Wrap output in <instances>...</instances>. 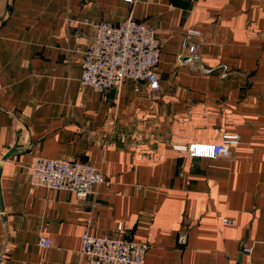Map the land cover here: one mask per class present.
I'll return each instance as SVG.
<instances>
[{
    "label": "crops",
    "instance_id": "obj_1",
    "mask_svg": "<svg viewBox=\"0 0 264 264\" xmlns=\"http://www.w3.org/2000/svg\"><path fill=\"white\" fill-rule=\"evenodd\" d=\"M128 18L156 32L160 89L126 79L103 96L80 82L84 52L96 23ZM187 28L208 73L183 59ZM187 105L239 136L229 157L173 150ZM37 157L91 163L109 185L32 187ZM0 167V264H88L84 231L118 224L149 244L143 264H264V0H0Z\"/></svg>",
    "mask_w": 264,
    "mask_h": 264
},
{
    "label": "built area",
    "instance_id": "obj_2",
    "mask_svg": "<svg viewBox=\"0 0 264 264\" xmlns=\"http://www.w3.org/2000/svg\"><path fill=\"white\" fill-rule=\"evenodd\" d=\"M94 27L95 32L84 52L80 75L82 85L103 96L121 86L126 79L144 84L153 92L160 89L155 71L160 58V42L155 30L132 18L118 24L98 22ZM200 37L195 28L184 30L183 47L188 56L196 55ZM135 91H139L138 86ZM239 140L237 135H223L217 142L174 145L173 150L186 152L191 158H227ZM28 171L30 186L70 192L80 199L93 194L97 185H109L102 171L88 162L37 157ZM223 221L231 223L227 219ZM116 231V237H96L90 234L87 227L81 236L80 254L83 259L88 264H143L149 244L127 239L123 224H118ZM38 245L48 248L51 239L40 236Z\"/></svg>",
    "mask_w": 264,
    "mask_h": 264
},
{
    "label": "rangeland",
    "instance_id": "obj_3",
    "mask_svg": "<svg viewBox=\"0 0 264 264\" xmlns=\"http://www.w3.org/2000/svg\"><path fill=\"white\" fill-rule=\"evenodd\" d=\"M197 106L198 105L185 106L184 113L177 116L175 120L183 129L181 133L185 135L186 138L185 142L179 145L195 142H216L214 141L216 137H218L217 139H219V141L222 138V136H220L221 132L219 131L218 121L215 120L210 109L208 107L197 108ZM200 106H203V104Z\"/></svg>",
    "mask_w": 264,
    "mask_h": 264
},
{
    "label": "water",
    "instance_id": "obj_4",
    "mask_svg": "<svg viewBox=\"0 0 264 264\" xmlns=\"http://www.w3.org/2000/svg\"><path fill=\"white\" fill-rule=\"evenodd\" d=\"M185 62H196L199 64L200 70L203 73H208V70H205L204 67L200 64L199 59L196 55L189 56L183 58ZM22 151V146L16 143L1 159V162H5L11 155L19 153ZM0 174H1V167H0ZM0 208L2 209V203H1V190H0ZM1 262V257H0Z\"/></svg>",
    "mask_w": 264,
    "mask_h": 264
}]
</instances>
